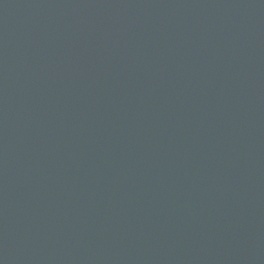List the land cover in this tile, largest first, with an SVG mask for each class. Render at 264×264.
I'll use <instances>...</instances> for the list:
<instances>
[{
    "label": "water",
    "instance_id": "95a60500",
    "mask_svg": "<svg viewBox=\"0 0 264 264\" xmlns=\"http://www.w3.org/2000/svg\"><path fill=\"white\" fill-rule=\"evenodd\" d=\"M0 264H264V0H0Z\"/></svg>",
    "mask_w": 264,
    "mask_h": 264
}]
</instances>
